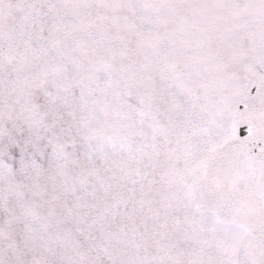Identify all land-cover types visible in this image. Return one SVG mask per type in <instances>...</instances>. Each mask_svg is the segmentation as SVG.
<instances>
[{
    "label": "snow or ice",
    "instance_id": "1",
    "mask_svg": "<svg viewBox=\"0 0 264 264\" xmlns=\"http://www.w3.org/2000/svg\"><path fill=\"white\" fill-rule=\"evenodd\" d=\"M0 264H264V0H0Z\"/></svg>",
    "mask_w": 264,
    "mask_h": 264
}]
</instances>
